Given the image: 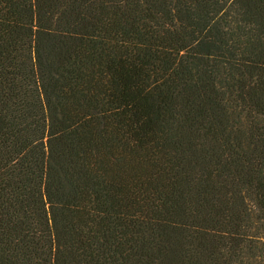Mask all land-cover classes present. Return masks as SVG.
Listing matches in <instances>:
<instances>
[{"label":"trees","instance_id":"1","mask_svg":"<svg viewBox=\"0 0 264 264\" xmlns=\"http://www.w3.org/2000/svg\"><path fill=\"white\" fill-rule=\"evenodd\" d=\"M0 264H264V0H0Z\"/></svg>","mask_w":264,"mask_h":264}]
</instances>
